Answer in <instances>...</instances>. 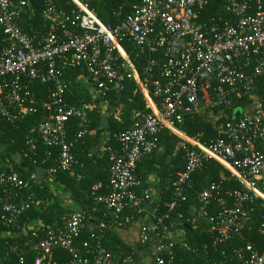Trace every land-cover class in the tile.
I'll list each match as a JSON object with an SVG mask.
<instances>
[{"label":"built area","instance_id":"built-area-1","mask_svg":"<svg viewBox=\"0 0 264 264\" xmlns=\"http://www.w3.org/2000/svg\"><path fill=\"white\" fill-rule=\"evenodd\" d=\"M40 1L49 24L45 31L30 35L20 27L27 1L0 0V31L6 41L0 53V119L16 122L36 114L32 85L38 80L51 84L48 117L26 138L24 156L36 154L39 143L48 148L46 159L52 148L58 154L41 181L35 173L23 181L6 158L4 163L0 160V227L10 229L9 236L24 232L19 225L22 215L39 202L24 199L17 189L25 190L30 181L48 186L58 173L76 164L74 144L90 133L88 113L96 106L67 103L72 80L97 99L120 94L133 82L149 112H135L133 126L116 136L119 149H108L109 192L96 195L100 185L91 192L93 211L101 206L99 232L77 245L91 219L82 210L63 215L56 225L30 223L32 239L12 246L14 263L11 255H0V264H139L132 256L115 255L105 247L108 230L125 229L131 223L138 224L139 244H158L147 264H190L178 259L175 249L203 257L201 264H224L213 261L206 246L194 248L173 235L177 233L171 232L173 224L165 220L187 202L191 177L208 161L219 163L241 186L223 190L213 183L199 194V207L192 208V223L204 224L215 249L241 239L256 202L264 206V100L254 91L256 81L264 78V0H228L218 19L207 21L201 16L209 0H131L132 12L114 26L103 22L84 0H69L74 7L67 12L58 9L55 0ZM129 50L150 58L141 74ZM242 97H250L251 106L217 122L216 136L208 144L180 129L186 116L209 113L212 117V109L220 105L230 109L231 98ZM72 119L80 122V130L71 141L67 124ZM165 131L175 137L173 156L183 153L185 167L172 183L167 215L144 225L136 217L151 193L137 192L143 182L136 176V166L159 150ZM3 149L0 144V159ZM46 159L32 161L37 165ZM128 210L135 214H126ZM177 218L183 215L178 213ZM258 233L262 238L258 246L250 243L234 249L236 264H264V215ZM222 256L227 257L225 252Z\"/></svg>","mask_w":264,"mask_h":264},{"label":"trees","instance_id":"trees-1","mask_svg":"<svg viewBox=\"0 0 264 264\" xmlns=\"http://www.w3.org/2000/svg\"><path fill=\"white\" fill-rule=\"evenodd\" d=\"M27 6L25 12L21 16L22 21L20 27L28 34L33 35L36 32L45 31V25L49 24L43 18L44 5L40 0H26ZM89 7L97 14V16L106 24L114 26L121 18L130 14L133 10V2L131 0H84ZM210 5L205 13L201 16V21L209 19H218L216 12L222 6L228 3V0H209ZM55 5L63 11H70L74 6L69 4V0H55ZM6 45L5 36L0 31V53ZM138 73L141 74L143 64H146L148 55H140L137 51L129 50ZM73 72L70 74L72 78ZM51 84L44 80H38L32 85V91L36 102L38 112L36 114L26 115L22 120L9 122L3 118L0 119V144L4 145L1 163L5 159L12 164L13 170L17 172L25 182H28L32 174L36 172L38 167L48 168L54 164L58 150L52 148V153L46 159L48 148L42 144L37 145V153L30 152L27 157L24 156L26 147L24 142L30 135L33 128L40 123L46 121L48 117V105L50 104L49 92ZM136 85L133 82H128L125 90L120 94H112L104 99H97L88 91V89L72 80L66 95V101L69 105L80 107L84 103H93L96 108L88 113L87 130L90 132L85 137L74 144L73 152L76 157V164L70 171L60 172L55 176L61 191L65 196L58 194L53 187L45 186L41 188L42 183H31L26 189H17L18 195L24 199L30 197V200L39 202L33 209L28 210L22 215L19 225L24 232L16 233L9 236L10 229L0 227V255H11L12 263L15 262L16 256L11 253V248L15 244H20L26 240H31V231L28 229L30 223L43 222L49 225L60 223L61 217L65 214L75 211H85L91 216L90 223L81 232L77 239V245L80 246L82 241L88 240L92 233H98V223L102 221L101 206H97V210L93 211L96 206L91 199L92 188L100 185V189L96 195L108 194L109 183V166L110 153L108 149L112 147L115 150L119 149V144L116 142V136L133 126L135 119L134 113L137 111L148 113L145 110V100L140 93H136ZM254 91L259 93L264 100V78H259L256 81ZM232 104L230 109L224 105H220L212 109V117L210 114L205 115H189L184 118L180 129L192 138H196L203 143L208 144L209 141L215 138L214 125L219 121L230 120L234 116L236 109H246L251 106L252 100L250 97L231 98ZM115 114L119 115V119L114 118ZM214 115L216 118H214ZM104 116H107L108 126L102 127L101 121ZM69 139H73V133L80 130V122L77 119H72L67 124ZM176 139L169 132L165 131L159 138V150L151 155L143 157L136 166V176L143 182V186L137 190L140 194L143 189L148 188L149 177L155 175L158 179L159 195L156 197L151 195L148 203L154 207L155 213L153 216L142 211L136 221L142 224H150L154 220L168 212V203L173 201V186L172 183L176 174L185 167L183 153L173 156ZM45 155V157H44ZM33 159L43 160L37 165L33 164ZM19 162H21L19 164ZM231 175L219 163L208 161L204 166L196 171L191 177V188L187 192V202L181 209L172 212L165 222L169 225L173 224L171 232L181 237L182 241L187 242L194 248L202 249L203 246L208 248L213 261H220L224 264H236L234 249L245 246L247 244L257 245L262 241L258 233L261 217L264 215V206L257 201L255 204V213L252 215V222L249 224V229L244 230L241 239H235L224 248L213 247L211 239L206 232L202 222L192 223V208L199 207L198 196L204 189L211 184H221L223 190L240 188V183L236 182ZM68 197V198H66ZM71 202L70 206L66 203ZM145 204H142L144 208ZM99 210V211H98ZM183 215L181 220H178L177 214ZM128 215H134L135 211L128 210ZM134 226L129 224L127 228ZM119 229L108 230L106 232L105 247L115 255L126 257L132 256L139 264H147L151 262V252L157 247V243L147 242L145 245L139 242L133 245L127 244L119 235ZM36 242V240L32 241ZM24 250V249H23ZM177 258L190 264H201L203 257H198L193 253H186L178 249L174 250ZM222 252L226 253V258L222 256ZM32 254V253H31ZM167 257L166 254H162ZM32 257V255H30ZM203 256V255H202ZM154 260V259H152ZM206 263V262H205Z\"/></svg>","mask_w":264,"mask_h":264},{"label":"crops","instance_id":"crops-1","mask_svg":"<svg viewBox=\"0 0 264 264\" xmlns=\"http://www.w3.org/2000/svg\"><path fill=\"white\" fill-rule=\"evenodd\" d=\"M148 183V190L150 191L151 195L156 197L159 195V188H158V179L155 175H151L149 177V182ZM62 187V186H61ZM68 198V197H66ZM66 203L67 205L70 206L71 202L69 201ZM138 224H135L132 227L125 228V229H119V235L120 237L129 245H133L134 243L137 242V235H138Z\"/></svg>","mask_w":264,"mask_h":264},{"label":"water","instance_id":"water-1","mask_svg":"<svg viewBox=\"0 0 264 264\" xmlns=\"http://www.w3.org/2000/svg\"><path fill=\"white\" fill-rule=\"evenodd\" d=\"M222 10H223V7H220V8L218 9V11L216 12V15H219V14L222 12ZM101 126H102V127H107V126H108V120H107L106 117H103V118H102ZM44 173H45V168H43V167H38V168L36 169V172H35L36 180H37V181H41V179H42ZM144 211H145L146 213H148L149 215H151V216H153L154 213H155V209H154V207H153L152 205H150V204H146V205L144 206Z\"/></svg>","mask_w":264,"mask_h":264},{"label":"rangeland","instance_id":"rangeland-1","mask_svg":"<svg viewBox=\"0 0 264 264\" xmlns=\"http://www.w3.org/2000/svg\"><path fill=\"white\" fill-rule=\"evenodd\" d=\"M81 80H83V78H80ZM48 187L52 188L58 193V194H62L61 196H65V193L63 191H61V187L57 182H49Z\"/></svg>","mask_w":264,"mask_h":264}]
</instances>
